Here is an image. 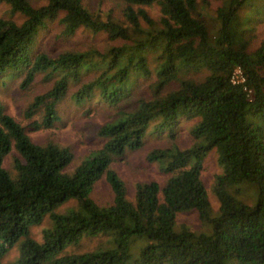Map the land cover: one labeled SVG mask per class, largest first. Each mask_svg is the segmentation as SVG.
<instances>
[{"label": "trees", "instance_id": "1", "mask_svg": "<svg viewBox=\"0 0 264 264\" xmlns=\"http://www.w3.org/2000/svg\"><path fill=\"white\" fill-rule=\"evenodd\" d=\"M117 1L124 4L123 19L102 16L84 0H0L22 18H0V84L22 72L23 87L38 74L55 77L53 88L29 108V115L44 108L35 129L60 121L56 108L69 83L86 74L97 73L73 99L83 104L97 95L117 108L97 131L102 147L67 172L71 150L33 143L0 102V264L16 244L19 255L12 264H264V38L248 49L264 24V0H221L213 12L198 0ZM154 5L156 20L147 11ZM53 21L63 37L85 29L116 44L104 52L91 46L55 58L36 53L37 34ZM236 68L243 83L231 81ZM201 72L202 80L184 77ZM140 78L150 81V95L122 109ZM171 84L178 85L166 91ZM181 119L196 121L193 145L148 154L167 179L163 185L137 184L128 199L111 164L142 148L150 131L172 137ZM12 149L18 155L14 175L2 166ZM211 152L222 169L212 190L219 203L214 217L201 178ZM102 179L112 193L106 205L91 197ZM242 184L256 188L253 205L239 200L235 187ZM71 200L76 207L56 213ZM187 212H196L210 232H176L177 214ZM46 217L52 227L35 241L30 229ZM99 237L105 241L91 251L69 250Z\"/></svg>", "mask_w": 264, "mask_h": 264}, {"label": "rangeland", "instance_id": "2", "mask_svg": "<svg viewBox=\"0 0 264 264\" xmlns=\"http://www.w3.org/2000/svg\"><path fill=\"white\" fill-rule=\"evenodd\" d=\"M201 5L206 7L207 11L213 12L220 5L221 0H198ZM85 6L90 10L100 13L102 16L111 14L116 19H123L122 10L124 4L117 0H84ZM149 15L153 19L159 18L157 6L147 8ZM209 12V13H210ZM0 18L12 19L17 23L22 21L18 15H11L9 6L0 3ZM256 36L249 41L248 49L257 48L259 42L264 38V24L258 27ZM116 43L107 40L105 35H94L88 30L80 29L72 37H63L60 34V26L57 21L47 24V26L37 34L33 50L46 53L49 57L55 58L61 53L86 51L91 49V46L96 47L101 52L106 51L108 47L114 46ZM94 74H86L81 76L79 82L71 81L69 89L64 99L57 105V114L60 121L55 123L49 129H35V126L41 123L43 116V107L36 108L33 114L29 115L28 111L36 97L42 96L55 84V77L48 73H42L35 76L34 80L27 86H21L25 78V72L13 75L11 78L5 79L3 84H0V102L2 103L5 113L13 118L19 125L25 128L26 134L31 141L37 145H45L48 142H53L62 147H68L73 153V161L66 169L71 172L83 160L89 157L93 152L102 147L103 141L97 135V131L101 125L110 120L116 115V107H109L105 103H101L99 97H95L83 104H78L73 99V93L76 92L84 82L92 80L96 76ZM206 76V72L187 73L184 77H189L195 80H202ZM135 88L132 91L131 97L123 103L121 107L129 110L134 106L135 98L147 97L151 93L150 81L142 78L138 79ZM178 84H171L166 88V91H171ZM99 99V100H98ZM135 99V100H134ZM195 120L181 119L176 128L174 135L156 136L151 131L147 134L146 142L143 147L136 151H127L123 159L115 161L111 164V168L117 173L126 187V195L128 199H132L135 193V187L139 183L156 181L163 185L167 176L160 170L158 163L149 162L148 154L154 150L166 149L172 146L178 149H186L193 145V140L190 135V130L193 127ZM18 155L14 149L4 159L3 168L11 175H14L13 160ZM222 172L221 167L217 162V155L211 152L207 155L203 163L201 178L204 186L208 190V201L210 215L214 217L218 214L219 203L216 195L213 193L216 176ZM239 189V200L243 203L253 205L256 201L257 190L253 186L242 184L236 186ZM92 199L100 204L106 205L112 200V193L104 179L99 181L91 194ZM76 207L75 201L71 200L56 210V213L66 212L68 208ZM205 225L207 230H205ZM52 221L46 217L42 224L30 229V237L35 241H42V233L44 230L51 229ZM183 229H189L195 233L207 232L210 226L206 223H201L196 212L179 213L176 216L174 230L181 232ZM105 238L85 239L78 247H72L69 250L74 252L91 251L94 248L101 246ZM19 244L11 248L1 264H12L18 258Z\"/></svg>", "mask_w": 264, "mask_h": 264}, {"label": "built area", "instance_id": "3", "mask_svg": "<svg viewBox=\"0 0 264 264\" xmlns=\"http://www.w3.org/2000/svg\"><path fill=\"white\" fill-rule=\"evenodd\" d=\"M231 81L233 84H237V83H243L244 82V77L242 74V71L240 68H236L234 70L233 76L231 78Z\"/></svg>", "mask_w": 264, "mask_h": 264}]
</instances>
